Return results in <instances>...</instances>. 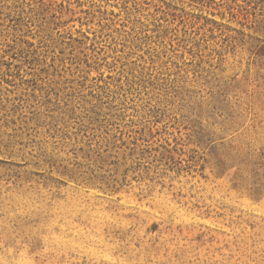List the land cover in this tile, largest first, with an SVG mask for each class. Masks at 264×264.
<instances>
[{"label":"rangeland","instance_id":"1","mask_svg":"<svg viewBox=\"0 0 264 264\" xmlns=\"http://www.w3.org/2000/svg\"><path fill=\"white\" fill-rule=\"evenodd\" d=\"M0 264H264V0H0Z\"/></svg>","mask_w":264,"mask_h":264}]
</instances>
